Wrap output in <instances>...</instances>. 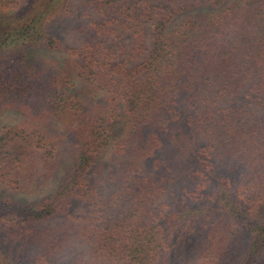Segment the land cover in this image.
I'll use <instances>...</instances> for the list:
<instances>
[{"label": "trees", "instance_id": "obj_1", "mask_svg": "<svg viewBox=\"0 0 264 264\" xmlns=\"http://www.w3.org/2000/svg\"><path fill=\"white\" fill-rule=\"evenodd\" d=\"M58 129L0 264H264V0H0V186L53 176Z\"/></svg>", "mask_w": 264, "mask_h": 264}, {"label": "rangeland", "instance_id": "obj_2", "mask_svg": "<svg viewBox=\"0 0 264 264\" xmlns=\"http://www.w3.org/2000/svg\"><path fill=\"white\" fill-rule=\"evenodd\" d=\"M135 0H132V2ZM68 25V26H67ZM67 26V27H66ZM65 27V28H64ZM70 27H73V21H68L65 24H63L60 28L61 34L67 39L69 44H75L77 40L72 36V31ZM64 28V29H63ZM118 113L120 117L116 119V127L115 130L118 133L119 136L125 135V133L128 130L130 119L127 115V113L124 111L122 104L120 103ZM58 133H60V143L64 144L66 149L64 152L62 164L60 166V169L49 179L47 180H39V184L37 186H32L29 188L26 192L17 191L11 188L2 187L0 186V196L4 197H11L16 200H27L32 201L39 197H41L43 194L51 193L52 190L55 188V186L60 181L62 172L66 170V167L70 165V138L67 137V133L64 132L62 129H58ZM171 147H167L165 151V155L169 153ZM166 155V156H167ZM126 163V157L123 155H120L118 153L113 152V150L107 151L99 160L98 165L94 171V177H100L109 174V172H114L115 176L121 173L123 166H125ZM113 175V174H111ZM102 187L106 189V191H110L113 186L116 184V180L113 179L110 182H101ZM107 187V188H106ZM185 254V253H183Z\"/></svg>", "mask_w": 264, "mask_h": 264}]
</instances>
